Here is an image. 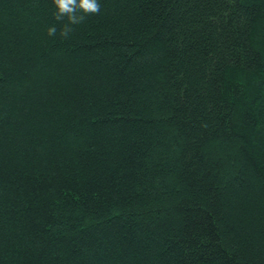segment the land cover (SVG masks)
<instances>
[{
	"label": "trees",
	"instance_id": "16d2710c",
	"mask_svg": "<svg viewBox=\"0 0 264 264\" xmlns=\"http://www.w3.org/2000/svg\"><path fill=\"white\" fill-rule=\"evenodd\" d=\"M99 2L0 0V264H264V0Z\"/></svg>",
	"mask_w": 264,
	"mask_h": 264
},
{
	"label": "clouds",
	"instance_id": "9594fccd",
	"mask_svg": "<svg viewBox=\"0 0 264 264\" xmlns=\"http://www.w3.org/2000/svg\"><path fill=\"white\" fill-rule=\"evenodd\" d=\"M54 2L57 9V18L62 19L67 15L72 24L83 21L86 14L99 13L101 10L99 0H54ZM70 31V25H65L62 34L68 36ZM56 32V26L49 27V35H54Z\"/></svg>",
	"mask_w": 264,
	"mask_h": 264
}]
</instances>
